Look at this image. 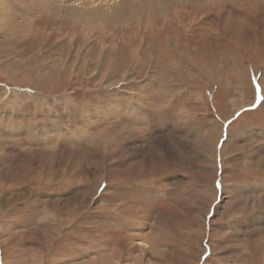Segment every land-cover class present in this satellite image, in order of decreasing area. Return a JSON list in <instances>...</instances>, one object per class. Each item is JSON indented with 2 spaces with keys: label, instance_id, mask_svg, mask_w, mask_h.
Returning a JSON list of instances; mask_svg holds the SVG:
<instances>
[{
  "label": "rangeland",
  "instance_id": "obj_1",
  "mask_svg": "<svg viewBox=\"0 0 264 264\" xmlns=\"http://www.w3.org/2000/svg\"><path fill=\"white\" fill-rule=\"evenodd\" d=\"M0 264H264V0H0Z\"/></svg>",
  "mask_w": 264,
  "mask_h": 264
},
{
  "label": "bare ground",
  "instance_id": "obj_2",
  "mask_svg": "<svg viewBox=\"0 0 264 264\" xmlns=\"http://www.w3.org/2000/svg\"><path fill=\"white\" fill-rule=\"evenodd\" d=\"M49 1H52V0H49ZM68 1H70V0H68ZM74 1H77L78 3H83L84 4V2L86 1V0H71V2H74ZM105 1V0H104ZM119 1V0H118ZM177 1V0H176ZM179 1V0H178ZM47 2V1H46ZM96 2V1H95ZM112 2V1H111ZM43 3V2H42ZM41 3V4H42ZM53 2H51V4H52ZM117 4V3H116ZM43 5V4H42ZM45 6V5H44ZM117 6V5H116ZM115 6V7H116ZM46 7H49L48 5H46ZM132 7V6H131ZM134 7V6H133ZM44 8V7H43ZM55 8V7H54ZM48 9V8H47ZM53 9V8H52ZM115 9V8H114ZM117 9V8H116ZM115 9V10H116ZM57 10V9H56ZM123 10V9H122ZM97 11V10H96ZM117 12H119V10H116ZM96 13V12H95ZM95 13H93V14H95ZM113 15H115V14H113ZM98 16V15H97ZM102 16V15H101ZM111 16V15H110ZM109 17V16H108ZM101 18V17H100ZM104 18V17H103ZM113 19V18H112ZM109 21V20H108ZM158 29V28H157ZM101 133V132H100ZM102 135H103V133H102ZM109 135V134H108ZM105 137H108L107 135L105 136ZM109 137H110V135H109ZM108 141V140H107ZM111 141V140H110ZM107 143H109V142H107ZM105 146V145H104ZM97 152H99V151H97ZM92 157V156H91ZM90 157V158H91ZM97 165V164H96ZM34 168V167H33ZM165 170V169H164ZM80 194V193H79ZM76 198V197H75ZM164 205V204H163ZM161 207H164V206H161ZM49 208V207H48ZM167 210V209H166ZM165 210V211H166ZM168 212V211H167ZM162 220V219H161ZM156 221V220H155ZM157 222H159L158 220L156 221V223ZM160 224V223H159ZM158 227V226H157Z\"/></svg>",
  "mask_w": 264,
  "mask_h": 264
},
{
  "label": "snow or ice",
  "instance_id": "obj_3",
  "mask_svg": "<svg viewBox=\"0 0 264 264\" xmlns=\"http://www.w3.org/2000/svg\"><path fill=\"white\" fill-rule=\"evenodd\" d=\"M217 186L219 187V182H218Z\"/></svg>",
  "mask_w": 264,
  "mask_h": 264
}]
</instances>
